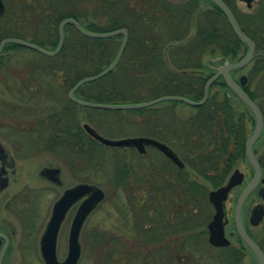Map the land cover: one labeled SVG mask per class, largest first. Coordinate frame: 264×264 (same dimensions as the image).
<instances>
[{
	"label": "trees",
	"instance_id": "trees-1",
	"mask_svg": "<svg viewBox=\"0 0 264 264\" xmlns=\"http://www.w3.org/2000/svg\"><path fill=\"white\" fill-rule=\"evenodd\" d=\"M29 1L16 0V6L12 8L5 0L6 8L0 15V39L16 36L43 48L53 49L57 42L58 20L66 15H76L72 10L69 13L63 9L67 12L64 14L60 0H35L34 5L29 4ZM224 1L240 29L254 40L255 54L249 61L252 63L245 72L247 81L242 88L257 103L264 116V104L257 100L248 84L254 77H258V81L263 80L260 84L264 88V57L259 54L264 52V2L259 4L256 11H242L234 5L233 0ZM134 13L133 20L125 24L128 28V42L114 67L99 78L81 83L73 91L74 96L112 103L140 101L162 94H179L199 100L203 83L214 72L212 67L206 65L205 58L219 55L231 60L238 53L240 58L246 51L245 44L233 34L219 8L209 0H206V13L196 7L167 1L159 4L148 2L147 7ZM20 25L28 26V29L19 32ZM67 26L63 31L61 47L54 55H44L12 42H5L2 47V51L22 47L33 52L35 59L24 61L18 69L20 76H15V93L16 90L28 92L26 105L39 103L37 98H41L38 96L46 102H53L51 100L57 99L51 88L65 90L54 101L62 105L52 107L47 121L40 123L47 128L44 147L51 154L61 153L62 158L59 159L85 173L94 169V161H98L99 157L100 161L110 164L111 168L107 166L113 172L114 182L123 184L128 181V174L133 171L126 167L134 166V163L126 164L122 157L111 161L110 155L105 153L109 148L89 137L81 128L75 113L80 108H88L97 114L111 113L113 119L107 125L113 127L114 122L121 123L127 119L135 126L132 131L167 142L181 156L187 170L190 168L195 174L204 176L206 182L213 186L226 178L234 164L244 159L242 146L246 135L245 122L252 125L253 117L220 76L209 84L204 102L195 106L177 100H162L151 106L120 111L85 107L71 102L66 96L68 88L80 77L95 73L110 63L118 46L95 44L94 39ZM7 57L0 54V64H5ZM244 66L233 69L231 75L234 76ZM212 88L214 91H211ZM0 105L22 104L2 98ZM175 105L189 106L195 112L186 119H178L173 108ZM235 105H240L241 109L236 110ZM107 129L115 135L122 133ZM100 167L103 165L99 164L97 169ZM192 181L196 192L197 185L194 179ZM167 184L168 187L162 190L161 204V212L164 214L161 224L164 228L170 224L165 223V214L172 212L176 201L186 203L189 189L188 184L183 185L180 180H169ZM121 191L134 214L132 228L137 237L135 245L127 242L124 244L129 245L132 254H140L139 230L143 215L139 188L125 186ZM193 241L191 245L179 243L178 251L175 252L164 250L163 259L159 261L153 258L152 264H220V259L213 256L215 251L210 245L206 248V243L199 237H194ZM206 249L212 259L206 255Z\"/></svg>",
	"mask_w": 264,
	"mask_h": 264
},
{
	"label": "flooded vegetation",
	"instance_id": "flooded-vegetation-1",
	"mask_svg": "<svg viewBox=\"0 0 264 264\" xmlns=\"http://www.w3.org/2000/svg\"><path fill=\"white\" fill-rule=\"evenodd\" d=\"M1 1L3 3V12L6 8V2H8L10 4V7L12 8L16 6L15 5L16 0H6V2L5 0H1ZM162 1L178 3V4H186L187 6H192L193 8L195 7L199 8L201 9L202 13H206V0H60L61 11L65 9L68 10L70 13V11L72 10V12L76 15L75 17L71 15H66L61 19L70 17L82 29L93 32H106L118 28H124L126 30V41L124 44L125 46L128 42V28L125 24L133 20L132 18L134 17L135 14L134 11H137L138 9L139 10L144 9L145 7H147L148 2H155L159 4ZM263 2L264 0H251L249 4H252V6H250L252 9L251 8L250 9L252 11L258 10L259 4ZM35 3H36L35 0L29 1V4L31 5H34ZM225 4L227 5L226 2ZM251 10H242V11H251ZM62 12H64V14L67 13L66 11H62ZM60 20H58V22ZM58 22L56 24V29ZM66 25H68L67 27L70 28L72 27L73 29L78 31L81 35H85L87 37H90L91 39H94L95 44H103V45L116 44L117 46H119L122 40V35L119 32L102 37L88 36L82 33L81 31H79L70 22H65L62 25V37ZM5 37H16V36H5ZM0 54L9 56L7 51H2V48ZM254 54L255 53H253V56ZM259 54L264 57V52H260ZM0 65L3 66L5 64H0ZM230 75H231V71H230ZM239 75H237V77L231 75V77L237 78L236 79L237 81ZM15 76L19 77L20 73L17 72ZM246 81H247V77H246ZM165 100H173V99H165ZM204 100L201 103H203ZM43 104L41 105L39 103L36 105H0V113H1L0 136L5 137L7 135L11 136L12 134L13 138L14 139L16 138L17 145H19L18 140H21V138L25 137L24 141L30 142L28 143L29 146H27L28 149H26L29 154L35 152L33 151V149L36 146L39 148V150L40 147L42 150H46L47 148H45L44 145L48 131L47 128L41 126L40 123H43V121L46 122L47 116L51 112L49 110L52 107H58V105H50V104L43 105ZM153 104H150L148 106H151ZM237 106L240 105H235V107ZM262 106L264 108V105ZM100 109H105V108H100ZM110 110H118V109H110ZM11 113H15V115L11 117V120L6 119V117L8 115H11ZM35 114L37 115L36 117ZM16 115L22 116L21 117L23 118L22 124H19L20 121L19 118L15 117ZM83 122H87L89 124V121L82 120L79 122L80 126ZM91 126L97 131V128H95L92 124ZM250 126L251 127L249 128V131L247 132L246 130V135L244 137V140L247 137V135L250 133L253 123ZM19 127H22L23 131L26 129L24 131L26 134L21 135L19 132L21 131ZM35 128H37L39 132L36 135H32V131L35 132L34 131ZM40 131H43V134H40ZM102 135L107 137H114L111 135L108 136L106 134H102ZM135 135L149 136L146 134L145 135L135 134ZM135 135H115V136L120 137V136H135ZM33 136L35 137V141H36L35 144L33 143L32 139H30ZM149 137H152L166 144L177 155L182 165L179 166L178 164L173 162L171 159H169L167 156H165L158 149H156L151 145H144V150L138 152L136 148L131 146H124V147L106 146L93 138L95 141L108 148L109 147L123 148V149L130 148L131 152H133L132 150H135L140 155L139 157L141 159V162H139L138 165L136 164L134 159L129 160L130 163H134V166L130 167V165H127L128 167H126V169H131L133 172L131 174H128V181L123 182V184H121L120 182H114V180L111 181V176L113 172L109 168H106V171L110 174L109 181L111 183H114L121 190H123V187L125 186H129L132 189L139 188L138 195H139L140 204L142 208V215H143L141 217V227L139 230V238H140L139 252L141 256L140 264H152L151 260L153 258L155 259L158 258V260L161 261L163 259L162 252L164 250L168 249L171 250L172 252L178 251L177 245L179 243L183 245L184 243L191 245L194 242L193 241L194 237H199L201 240H204V242L206 243V248H209V245L210 247H212V250L215 251L213 253L214 254L213 256L220 259V264H258L255 254L252 252V250L248 247V245L245 243L243 238L240 236L235 222V209H236L237 197L241 192V190L243 189V187L251 180L253 174V169L249 164V162L245 159V156L244 159H240L236 164H234L228 173L229 175L233 171V169L237 168L242 173V179L240 183L233 185L227 191L226 197L223 202V217L221 219V223H222L221 229L223 235L222 237L226 240V243L212 244L208 240L209 228L207 224L212 218L214 209L207 197V193L208 190L215 188L220 184H223L226 181L228 175L218 185H215L214 187H211L207 190H206V183L204 182L199 183V186L197 185V189L195 192L194 191L195 185L193 184L192 178L190 177L189 173L186 172V164L182 160L181 156L167 142L153 136H149ZM263 142H264V118L260 133L251 147L252 152L260 168V175L254 181L253 185L251 186V189L248 191V193L241 202V205L238 210V220L246 235L259 247L261 253L264 256V197H262L259 194V188L264 187V180H262V178L264 177V143ZM21 143H22V148L24 149V146L27 145V143H23V142ZM2 144L3 143L0 140V201L10 202L12 201L13 197L19 193H11V195H9L5 191L7 189V186L14 179L13 176L15 171L13 167L14 166L13 154H10L9 151L4 146V144L3 145ZM148 148H151V150H148ZM18 149H20L19 146ZM105 153H110V152L105 151ZM243 154H244V147H243ZM52 166H57L59 168L58 176L61 179L60 167L58 165H52ZM38 176L52 183L53 185L62 186V179H61V184H56L40 176L39 174ZM200 176L201 178L204 179V176L202 175ZM169 180H180L183 183V185L188 184L189 189H188L186 203L184 201H176L177 204L175 205L172 212L165 214V223L169 222L170 224L168 225L169 226L168 228L167 227L164 228V225L161 224L164 215L161 212L162 193H163L162 190L168 187L167 183ZM189 180H191L192 182H188ZM204 181L206 182V178L204 179ZM99 187L103 190L105 195V189L101 186ZM64 188H62V190ZM183 188L184 186L181 187V189ZM152 198L154 199V201H152ZM77 203L78 201L73 203L71 206L75 204L77 205ZM0 209H1V205H0ZM254 209L258 210L260 213L259 219L256 223H252L250 221V216ZM20 211H22V209ZM25 216L26 219H17L19 225H21L20 223L23 224V221L25 225V226H20L21 229H18V226L16 227V225L14 224L15 221L14 220L11 221L8 218L11 217V215L6 216L4 214L3 216L2 214H0V264H45L40 256L38 245H37L38 257L37 256L36 257L39 258V260L37 262H32L29 259L25 258V253H28L27 251L28 249L26 247L28 246L26 239L27 238L32 239L29 238V235H31L32 232L27 228L33 226L34 224L33 222H31V218L29 217V215H25ZM19 218H22V216ZM153 238L154 239L156 238V240H153ZM29 248L32 249V247ZM216 250H218V252ZM206 255L208 256L210 255V252L209 251L207 252V249H206ZM32 257L30 256L31 259H33ZM123 263L124 262H121L120 264ZM157 264H161V263L158 262Z\"/></svg>",
	"mask_w": 264,
	"mask_h": 264
},
{
	"label": "rangeland",
	"instance_id": "rangeland-1",
	"mask_svg": "<svg viewBox=\"0 0 264 264\" xmlns=\"http://www.w3.org/2000/svg\"><path fill=\"white\" fill-rule=\"evenodd\" d=\"M233 3L237 8L241 10L252 9L250 7L252 6V4L248 5L240 0H233ZM18 27L20 30L21 25ZM26 29H28V26H23L21 27V31L19 32H22ZM7 53L9 54V57H7L5 65H0V100L2 98H9L11 100H14V102H16L17 104L26 105V97L28 95V92L24 91L21 93V91L16 90L17 93H15L14 91V89L17 88V78L15 77V75L17 74L18 69L24 61L32 59L34 60L35 57L33 55V52H30L22 47L15 50L13 49L12 51L7 50ZM238 58L239 53L231 60H228V58L226 57L216 55L213 57H206L205 62L206 65L212 67V69L215 71V69L219 65L226 62L235 61ZM210 59H212L213 61H210ZM247 63L234 75L235 77H237V75L241 73L245 74V72H247L250 67V63L252 62L248 61ZM234 79L236 80L237 78ZM258 80V77H254L251 82L249 81L248 84L250 90L252 89L256 94L257 100H260L262 104H264V88L260 84V81L263 80ZM51 90L54 91L53 94L57 100L59 96L61 97L64 94L63 92H65L63 88H55V90L51 88ZM211 91H214V88H212ZM38 97L41 98H37V101H39L41 105L43 103V105H62L59 103V101L58 103L54 102L57 100H51L53 102H46L43 97ZM173 108L174 112L177 113L178 119H186L189 116H192L195 112L193 111V108H190L189 106L175 105ZM127 109L131 108H126V110ZM235 109L240 110L241 106H237V108ZM118 110L121 111L123 109ZM117 114L120 113H115V115ZM13 115H15V113H11V115H8L6 119L11 120V117H13ZM75 115L78 116L79 122L82 120H87L89 121L90 125L92 124L93 126L98 127V132H100L101 134H106L108 136L111 135L116 137L115 134H112L107 128L115 129L114 131L118 133L122 132L119 135L143 134L139 133L138 131H132L135 126H132L133 124L129 123L126 117V120L121 123L114 122L113 127L107 125V123L112 121L113 119L111 113L109 112L97 114V112L88 108H80L79 111L77 110V113H75ZM36 116L37 115L35 114V117ZM15 117L19 118V124L23 123V118H21V115H16ZM250 127L251 126L247 122H245V128L247 132L249 131ZM19 128L22 131H19L21 135L26 134L24 132L26 129L23 131L22 127ZM36 130L37 128L34 129L35 132L32 131V135H36L39 132L38 130ZM40 134H43V131H40ZM24 139L25 137L21 138V140H18L19 145H17L16 138L14 139L12 134L11 136H0V140L9 151V153L13 154L14 157V179L7 186V189L5 191L9 195H11V193H19L15 195L10 202L0 201V214H2L3 216L4 214L6 216L11 215V217L8 218L11 221H15L14 224L16 225V227L18 226V229H21L20 226L25 225L24 221L23 224L20 223L21 225H19L17 219H26L25 215H29V217L31 218V222L34 223L33 226L27 228L32 232L31 235H29V238L32 239L27 238L26 242L29 247H32V249L26 246L28 249V253H25V258L29 259L32 262H37L39 260V258H37V241L48 218L51 204L53 200H55L59 196L62 188L69 187L76 182H86L85 180H89L87 182H92L103 187L105 189V195L103 200L99 201L96 207H94V209H92L88 213L81 224L78 232L80 251L76 264H120L122 261L125 262L123 264H140V254H132V252L129 251V245L124 244V242L131 243L132 245L136 244V234L132 228L134 225V219L132 216H134V214H132V211L130 210V207L128 205V201L125 199L121 189L114 183H111L109 181L110 174L106 171L105 168H109L110 164H105V162L100 161L101 158L98 157V161H94V169H90L88 173H85V171L75 169L74 166L69 165V163H65L64 161H62L63 159H59L58 157L62 158L61 153L59 154L58 152H56V154L54 155L51 154L49 150H42L41 147L39 150V148L36 146L33 149V151L35 152L29 154L26 149H28L27 146H29L28 143L30 142L24 141ZM30 139H32L34 144L36 143L34 136ZM20 141L23 143H27V145L24 146V149L22 148V143ZM18 146L20 147V149H18ZM148 150H151V148H148ZM132 151L133 152L130 151V148L123 149L113 147H109V150H107V152H110L108 153V155H110L109 158L111 161L122 157V161H127L126 164L130 163L129 160L134 159V161L138 165V163L141 162V159L139 157L140 155L135 150ZM59 161H61L62 163H60ZM99 164H101V166L103 165V167L97 169ZM43 165H58L60 167L62 186L53 185L52 183L38 176L37 171ZM187 171L190 177L194 179L196 185L199 186V183L204 182L206 183V189L214 187L213 185H210L208 182L204 181L205 177L204 179L201 178V176L195 174L192 169L189 168V170ZM80 178H85V180L82 181ZM112 180L113 173L111 176V181ZM75 207L76 204L68 208L65 218L61 222L57 231L55 253L58 259H61L66 252L67 230ZM21 209L22 211H20ZM21 216L22 218H19ZM30 256H33V259H31Z\"/></svg>",
	"mask_w": 264,
	"mask_h": 264
},
{
	"label": "water",
	"instance_id": "water-1",
	"mask_svg": "<svg viewBox=\"0 0 264 264\" xmlns=\"http://www.w3.org/2000/svg\"><path fill=\"white\" fill-rule=\"evenodd\" d=\"M214 5H216L221 13L225 16L230 29L233 34L241 40L245 46L246 51L244 54L237 60L226 62L219 65L215 71L205 80L202 86V96L199 100L194 101L187 97L178 94H163L158 95L156 97L141 100L137 102H122V103H112V102H97V101H89L81 98H77L72 95L73 91L83 82L88 80H94L99 78L109 72L117 60L119 59L122 50L124 48V44L126 41V30L124 28H118L111 31L106 32H93L82 29L78 26V24L70 17H66L61 19L57 25V43L53 49H45L29 40L19 38V37H4L0 39V51L5 42H12L22 46L29 47L33 50H36L45 55H54L56 54L62 44V25L65 22L72 23L79 31L82 33L92 36V37H102L111 35L114 33H121L122 40L120 45L118 46L115 55L113 56L110 63H108L101 70L89 74L84 75L77 79L67 90V98L77 105H82L86 107H95V108H105V109H126V108H139L148 106L150 104L159 102L165 99H173L185 102L190 105H198L200 104L206 97L207 87L208 85L218 76H220L224 82V84L234 93V95L250 110L253 117V126L250 133L244 140V156L245 159L249 162L253 169V174L251 180L243 187L241 192L239 193L236 200V209H235V222L237 230L240 236L243 238L248 247L255 254L258 264H264V256L261 253L259 247L246 235L244 232L239 220H238V210L241 205L243 198L246 196L248 191L251 189L254 181L260 175V168L256 161V158L252 152V144L256 140L257 136L260 133V130L263 125V116L258 107V105L248 96L246 91L242 88V85L246 81V75L241 73L236 81L230 75V71L232 69H236L244 66L253 56L254 52V42L250 37H248L238 26L236 23L232 12L229 7L222 0H209ZM246 4H249L251 0H241ZM3 12V3L0 0V14ZM84 131L106 146H116V147H124L131 146L136 148L138 152L144 150V145H151L158 149L161 153L171 159L173 162L182 165L181 161L177 157V155L163 142H160L152 137L143 136V135H135V136H120V137H107L100 133H98L91 125L87 122H83L81 124ZM38 174L49 181L61 184V179L59 178V168L57 166H42L38 169ZM242 179V173L237 169H233V171L228 175L226 181L215 188L208 190L207 197L211 202L214 212L212 214L211 220L208 222L207 226L209 228V236L208 240L212 244H225L226 240L222 237V229H221V219L223 217V202L226 197L227 191L233 186L240 183ZM264 180V177L262 178ZM259 194L264 197V187L259 188ZM104 197L103 190L96 184L91 182H76L73 185L64 188L59 196L53 200L50 208V212L48 218L43 226L42 232L38 238V248L40 256L45 264H76L80 245L78 242V232L81 227L82 222L88 213L95 207V205ZM77 205L73 211V215L70 220V224L67 230V238H66V252L61 259L56 257L55 253V242L57 231L59 226L68 210V208L75 202ZM259 211L254 209L250 216V221L252 223H256L259 219Z\"/></svg>",
	"mask_w": 264,
	"mask_h": 264
}]
</instances>
